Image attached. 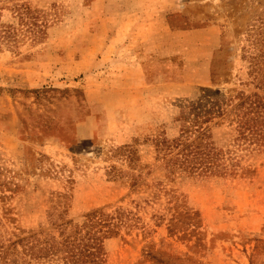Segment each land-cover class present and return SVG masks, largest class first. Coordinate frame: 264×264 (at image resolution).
I'll list each match as a JSON object with an SVG mask.
<instances>
[{"label": "rangeland", "instance_id": "1", "mask_svg": "<svg viewBox=\"0 0 264 264\" xmlns=\"http://www.w3.org/2000/svg\"><path fill=\"white\" fill-rule=\"evenodd\" d=\"M29 1L51 26L41 44L0 49L6 229L56 236L53 226L70 233L85 214L103 209L124 217L119 236L104 243L106 264H264V145L239 149L249 172L223 178H168L155 151L156 141L179 136V118L211 99L227 110L210 124L213 141L232 149L235 114L225 102L240 94L264 99V3ZM167 14L168 26L185 32L170 35V54L183 50L190 75L181 57L143 71L103 59L114 30H161ZM0 23L14 21L3 11ZM202 66L213 84H202ZM124 146L136 149L132 163Z\"/></svg>", "mask_w": 264, "mask_h": 264}, {"label": "trees", "instance_id": "2", "mask_svg": "<svg viewBox=\"0 0 264 264\" xmlns=\"http://www.w3.org/2000/svg\"><path fill=\"white\" fill-rule=\"evenodd\" d=\"M254 1L264 3V0ZM3 11L9 13L14 23H0V49L17 52L26 42L38 45L47 39L51 26L47 14L33 7L29 0H0V18ZM261 24L264 26V19ZM170 29L183 30L174 29L171 24ZM263 33L264 29L262 36H258L262 45ZM210 83L213 84L212 80ZM221 103L211 99L193 106L188 116L179 118L182 126L176 139L170 143L161 139L156 141V158L163 162L168 178L174 179L182 174L223 178L249 172L241 166L237 152L264 145V99L257 94H240L225 102V106L233 108L235 114L236 137L230 145L232 149L218 146L211 134L210 124L227 113ZM123 150L127 161L132 163L136 158V149L124 146ZM56 197L68 201V196L57 194ZM62 216L60 213L58 218ZM123 218L122 213L111 216L103 209L92 210L83 216L82 224L70 233L62 230L61 225L53 226L56 236L45 235L42 231H8L0 219V264H32L46 260L55 264H106L104 243L119 236ZM188 220H193V217H188Z\"/></svg>", "mask_w": 264, "mask_h": 264}, {"label": "crops", "instance_id": "3", "mask_svg": "<svg viewBox=\"0 0 264 264\" xmlns=\"http://www.w3.org/2000/svg\"><path fill=\"white\" fill-rule=\"evenodd\" d=\"M167 16L168 14L163 17L161 30L156 29V27L153 28L154 25H150L152 27L149 26L147 29L138 30L135 33L130 32V29L123 30L122 27L114 30L112 36L108 39V44L103 46V52L104 55H106L103 59H105V61L108 60L111 64H113L115 60L119 62L124 61V63L129 62V66H134L142 70V67L148 66V68H151V66H157L158 61H163L166 64V68H169L171 59L181 57V60L184 61V64L182 63L184 76L186 74L190 75V62L183 50L170 54V35L184 34L185 32H172L168 26ZM211 29L212 28H207L206 30L209 31ZM212 47H214V43H212ZM117 53L119 54L117 55ZM153 62H155L154 65ZM132 63L133 65H131ZM127 66L126 64L124 65V67L128 68ZM202 69V84L210 85L211 83L205 66H202ZM164 81V86L170 90L169 74H167V78L165 76ZM184 81L182 79L180 83L184 84ZM77 131L78 127L75 129V133H77Z\"/></svg>", "mask_w": 264, "mask_h": 264}]
</instances>
